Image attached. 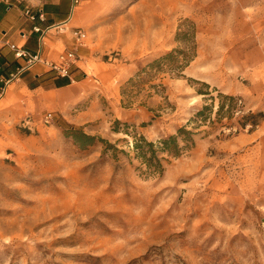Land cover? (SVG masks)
<instances>
[{"label": "rangeland", "instance_id": "1", "mask_svg": "<svg viewBox=\"0 0 264 264\" xmlns=\"http://www.w3.org/2000/svg\"><path fill=\"white\" fill-rule=\"evenodd\" d=\"M128 2L81 28L96 57L81 82L29 107L0 99V264H264V171L236 143L264 112L155 64L193 27L196 51L198 35L264 36V0ZM179 128L194 146L147 174L134 138ZM72 130L97 140L81 149Z\"/></svg>", "mask_w": 264, "mask_h": 264}, {"label": "crops", "instance_id": "2", "mask_svg": "<svg viewBox=\"0 0 264 264\" xmlns=\"http://www.w3.org/2000/svg\"><path fill=\"white\" fill-rule=\"evenodd\" d=\"M108 1L82 0L77 7L72 8L70 0H0L2 101L17 99L19 107H29V103L34 105L40 104L45 98L53 99V94L69 88L74 82H81L86 75L82 66L90 58H96L93 46L77 47L73 35L62 32L66 31L64 27L67 25L72 29L78 27L92 32L95 21L112 11L110 7L120 11L130 2L112 0L114 6H108ZM26 9L31 10L34 19L25 15ZM39 12H43L42 20L38 17ZM34 27L40 30L52 27L43 43L40 42V33L33 30ZM240 31H231L230 40L224 42L219 39L220 44L214 38L198 35L195 58L187 67L189 75L222 93L241 97L252 111L264 112V36L244 35ZM9 44L23 48L30 54L41 50L42 56L50 60L56 59L64 50H72L79 60L72 67L67 84L66 78L56 77L42 64L19 74L18 70L24 60L15 58ZM241 76H245V81L239 79ZM58 99L56 102L61 103L62 99ZM27 107L24 109L28 110ZM236 143L243 146L244 152L257 163L258 169L264 171V120L255 129L238 135Z\"/></svg>", "mask_w": 264, "mask_h": 264}, {"label": "trees", "instance_id": "3", "mask_svg": "<svg viewBox=\"0 0 264 264\" xmlns=\"http://www.w3.org/2000/svg\"><path fill=\"white\" fill-rule=\"evenodd\" d=\"M188 40L190 41V47L186 50H176L170 53H167L164 57L156 61L155 64L161 63L163 61L167 62L169 67L168 71L181 72L183 68H186L189 63L195 58L196 55V30L191 28ZM188 42V41H187ZM66 84L69 83V79H65ZM226 102L232 106L235 102V97L220 94ZM220 106L219 108H221ZM246 121L251 123V126L255 128L258 125L259 120H264V113L249 114L245 118ZM70 138L81 148L86 149L89 146H92L93 143L97 140L93 136L84 134L80 130H72L68 134ZM194 134L186 130L185 128H179L176 134L169 135L165 138L158 140L156 143L148 141L144 136L135 137L132 144V150L134 152V158L140 162V164L145 167L147 174L153 176H161L164 172L165 156L171 158H178L183 150L190 149L194 146ZM103 144V153L107 152L109 148L114 151L113 156L116 159V153L119 151L117 148L109 144L106 140H99Z\"/></svg>", "mask_w": 264, "mask_h": 264}, {"label": "built area", "instance_id": "4", "mask_svg": "<svg viewBox=\"0 0 264 264\" xmlns=\"http://www.w3.org/2000/svg\"><path fill=\"white\" fill-rule=\"evenodd\" d=\"M70 1L72 3V8H75L80 4L82 0H70ZM25 15L28 16L30 19L35 18L34 15L31 14L30 9L25 10ZM38 17L42 20L43 12H39ZM49 29H52V27L47 28L46 30H40L37 27L33 28L35 32L40 33L41 43L44 42V38L46 34L49 32ZM53 29H57V27H53ZM70 33L73 35V38L75 40V45L77 47L85 46L86 34L83 32V30H81V28L71 29ZM9 47L13 51L15 58L24 60L23 66H21L18 70L19 74H21L25 70L32 69L38 64H42L47 69L52 71L56 77L69 78L72 67L75 66L79 60V57L72 50H64L60 54H58L56 59L50 60L42 56L41 50H39L34 54H30L29 52L25 51L23 48H20L14 44H9ZM3 93L4 90L0 92V99L2 98ZM50 119H51L50 115H46L43 118L44 122L46 123H48Z\"/></svg>", "mask_w": 264, "mask_h": 264}]
</instances>
